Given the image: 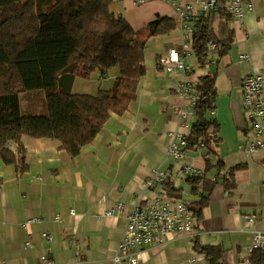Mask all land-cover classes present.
<instances>
[{
	"label": "crops",
	"instance_id": "1",
	"mask_svg": "<svg viewBox=\"0 0 264 264\" xmlns=\"http://www.w3.org/2000/svg\"><path fill=\"white\" fill-rule=\"evenodd\" d=\"M132 1L112 0L110 10L123 15L134 29L161 16L173 17L181 25L168 1L135 0V5ZM252 1L251 11L233 19V42L223 57L210 58L203 67L195 64L194 53L185 58L186 63L193 64V71H166L158 64L170 48H181L185 34L182 26L179 29L176 23L178 30L175 27L147 39L146 73L139 79L136 98L123 114L112 113L76 157L60 150L56 139L22 136L27 170L20 173L15 165L0 159V264H37L43 254L54 264H112L126 214L134 205L143 204L154 194L163 198L190 195V205L195 204L197 195L190 191V185L170 171L168 133L178 128L179 115L188 103L177 91L178 85L189 81L194 87L197 76L206 73L216 74L212 116L220 127L215 155L227 166L243 163L245 168L236 172L233 188L226 189L221 181L213 186L191 232L170 233L163 243L142 248L140 262L208 264L191 246L195 236L200 244L222 247L225 264H250L246 246L251 231H264V152L249 151L246 119L239 102L242 78L264 72V0ZM194 6L195 13L200 14L201 6ZM175 30L178 35L171 38ZM241 55L244 57L240 59ZM95 72L98 74L93 81H99L96 93L111 87L118 69L95 70L89 76ZM202 154V149L188 147L184 156L204 173ZM155 168L168 170L169 184L146 187L143 182ZM117 202L124 205L123 209L116 210ZM252 213L255 220L247 225L246 216ZM56 215L59 220L54 219ZM32 217L36 219L25 224ZM43 232L52 235L49 243L43 239Z\"/></svg>",
	"mask_w": 264,
	"mask_h": 264
},
{
	"label": "trees",
	"instance_id": "2",
	"mask_svg": "<svg viewBox=\"0 0 264 264\" xmlns=\"http://www.w3.org/2000/svg\"><path fill=\"white\" fill-rule=\"evenodd\" d=\"M111 1L0 0L3 163L15 165L20 173L27 170L23 135L56 139L60 150L70 158L76 157L112 113L123 114L136 98L139 79L146 73L147 41L154 35L168 33L176 22L173 17L161 16L134 29L123 15L110 10ZM228 2L215 0L213 9L191 18V51L198 67L210 58L223 57L233 42L231 23L235 16L228 11ZM111 67H116L118 74L110 88L93 94L70 91L74 76L86 78L95 70L105 72ZM215 76L201 74L193 87L198 96L186 143L187 148L202 143L205 157L204 173L201 170L200 175L184 180L197 195V202L188 207L193 223L200 217L213 186L221 181L226 189L233 188L236 172L245 168L243 163L227 166L215 155L220 127L212 116L217 95ZM192 242L191 246L204 255L208 264H225L222 247L200 244L195 236ZM262 255L260 250L253 251L249 263L264 264Z\"/></svg>",
	"mask_w": 264,
	"mask_h": 264
},
{
	"label": "built area",
	"instance_id": "3",
	"mask_svg": "<svg viewBox=\"0 0 264 264\" xmlns=\"http://www.w3.org/2000/svg\"><path fill=\"white\" fill-rule=\"evenodd\" d=\"M139 1V0H138ZM170 2L179 18L182 30L185 32L181 48H170L166 55L162 56L159 63L166 71L179 70L190 72L194 66L185 61L186 57L193 54L191 39L193 33L192 16L195 13L194 4L201 6V12L205 13L213 9L215 0H164ZM228 8L236 17L241 18L243 13L251 11L254 8L252 0H229ZM213 43L211 47H213ZM244 55L240 56V59ZM264 87V72H258L246 75L242 78L240 97V110L246 119V133H248L249 151L263 150L264 152V96L262 95ZM189 81L180 82L177 91L187 99L186 108L180 113V122L178 128L170 131L168 156L172 159L171 170L176 174V178L185 179L187 176L200 175L201 169L194 168L186 159L185 149L187 148V136L190 124L194 118L193 107L197 99V93L193 90ZM212 112V111H211ZM195 150L202 148V143L194 144ZM176 178L173 182L176 181ZM170 180L168 170L153 169L151 175L145 180L148 188H153ZM175 184H177L175 182ZM190 195H180L179 197L163 198L158 195H152L144 200L143 204L138 203L133 206L126 214V225L120 240L114 249L111 257L112 264H141L140 251L142 248L163 243L167 234L191 232L194 229L192 215L188 206L191 202ZM123 204L117 202L114 207L116 210L123 209ZM113 210H107L110 214ZM73 209L69 212L74 214ZM255 213L246 216V223L251 224L255 220ZM36 218L27 219L25 224H29ZM55 220H59L56 215ZM42 237L48 243L52 240L49 232H43ZM29 246V242H25ZM260 250L264 259V231L252 230L251 239L246 246L249 256L253 251ZM194 260V259H191ZM37 264H54L53 260L46 254L41 255Z\"/></svg>",
	"mask_w": 264,
	"mask_h": 264
},
{
	"label": "rangeland",
	"instance_id": "4",
	"mask_svg": "<svg viewBox=\"0 0 264 264\" xmlns=\"http://www.w3.org/2000/svg\"><path fill=\"white\" fill-rule=\"evenodd\" d=\"M133 2V4L135 5V0H133L132 1ZM177 27L180 29V23H179V21L177 20ZM176 27V30H178V28ZM174 31L173 33H172V35H170V37L172 38V37H174L175 38V36H177L178 35V31ZM111 68H116V67H111ZM98 73L97 72H95V73H93V75H91V76H89V77H82V76H78V77H76V79H75V81H73V82H71V85H69L70 87H69V89H70V91L71 92H76V93H89V94H93V93H95V91H96V87H97V84H98V82L99 81H93V80H96V79H94L95 77H96V75H97ZM103 84V83H102ZM244 116V115H243ZM245 134V133H244ZM247 135V136H246ZM245 136L247 137V139H248V134H245ZM240 141H242L243 142V137L241 136V140ZM247 141V140H246ZM202 156H204V155H202ZM202 160L203 159H205V157L203 158H201ZM211 159L213 160L214 159V157L212 156L211 157ZM27 221V220H26ZM191 259L192 258H189V260L191 261ZM195 259V258H194Z\"/></svg>",
	"mask_w": 264,
	"mask_h": 264
},
{
	"label": "water",
	"instance_id": "5",
	"mask_svg": "<svg viewBox=\"0 0 264 264\" xmlns=\"http://www.w3.org/2000/svg\"><path fill=\"white\" fill-rule=\"evenodd\" d=\"M199 15H203V12H200V14Z\"/></svg>",
	"mask_w": 264,
	"mask_h": 264
}]
</instances>
